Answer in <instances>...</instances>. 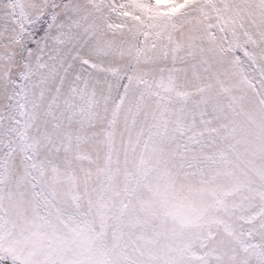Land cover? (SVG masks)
Returning a JSON list of instances; mask_svg holds the SVG:
<instances>
[{"label": "snow or ice", "instance_id": "1", "mask_svg": "<svg viewBox=\"0 0 264 264\" xmlns=\"http://www.w3.org/2000/svg\"><path fill=\"white\" fill-rule=\"evenodd\" d=\"M0 264H264V0H0Z\"/></svg>", "mask_w": 264, "mask_h": 264}]
</instances>
